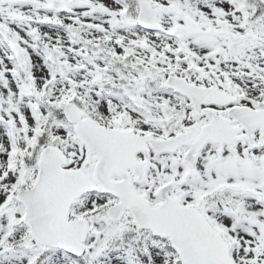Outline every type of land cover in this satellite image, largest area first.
Here are the masks:
<instances>
[{"label":"snow or ice","instance_id":"obj_1","mask_svg":"<svg viewBox=\"0 0 264 264\" xmlns=\"http://www.w3.org/2000/svg\"><path fill=\"white\" fill-rule=\"evenodd\" d=\"M0 264H264V0H0Z\"/></svg>","mask_w":264,"mask_h":264}]
</instances>
